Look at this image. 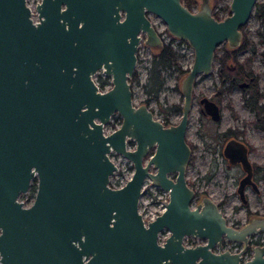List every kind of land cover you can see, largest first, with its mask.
<instances>
[{
  "label": "water",
  "instance_id": "obj_1",
  "mask_svg": "<svg viewBox=\"0 0 264 264\" xmlns=\"http://www.w3.org/2000/svg\"><path fill=\"white\" fill-rule=\"evenodd\" d=\"M257 1L230 0V12L217 18L209 0L191 10L181 0H39L34 10L27 0H0V264H264V243L241 258L248 235L264 232V215L234 227L209 195L192 204L186 180L197 76L213 70L217 46L240 45ZM151 13L194 55L180 83L179 119L167 125L133 101L141 41L151 49L164 43ZM99 68L111 76L103 91L91 77ZM199 98L220 121L217 102ZM113 114L119 126L106 131ZM111 152L133 166L116 188L108 185L118 170ZM223 152L247 172L243 195L252 174L246 146L232 138ZM34 177L35 198L24 206L19 196ZM146 177L169 199L144 225L138 201ZM164 227L170 233L159 243ZM184 236L205 243L185 245ZM222 237L243 248L221 250Z\"/></svg>",
  "mask_w": 264,
  "mask_h": 264
},
{
  "label": "rangeland",
  "instance_id": "obj_2",
  "mask_svg": "<svg viewBox=\"0 0 264 264\" xmlns=\"http://www.w3.org/2000/svg\"><path fill=\"white\" fill-rule=\"evenodd\" d=\"M39 0H27L28 5L31 9ZM197 1L193 8L199 6L200 0ZM211 3L212 11L218 12L220 16H225L228 11L225 10V6L229 4L230 0H209ZM264 1V0H259ZM34 10V9H33ZM255 9L248 18V23L243 27V31L246 32L248 39L253 42L256 48V54L253 57L252 63L254 65V71L259 74V85L264 89V65L261 61L260 51L264 49V23H261L255 16ZM150 20L158 29L159 34L162 36L165 43L171 42L172 46L176 47L182 53V59L180 60V65L182 69L189 68L193 60V50L187 43H179L176 45L175 39L172 40V35H170L166 30V25L163 21L157 17L155 14L149 15ZM223 45V44H221ZM139 51L137 53V63L135 65V74L133 73L132 80V91H133V101L136 104L147 103L149 108L154 112V115L163 120V108L170 106L172 104L181 105L183 102L182 93L180 88V83L182 76L185 74L182 71L174 70L173 68L164 69L162 71V76L164 82L158 94L154 97L149 95L146 90H144V83L146 82V76L148 73V67L152 60L153 51L150 47H147L142 41L139 45ZM221 52L218 49L217 54ZM239 57L242 58L249 55V50L245 49L239 52ZM217 59L214 60L213 70L207 75L199 74L194 86L193 93V104L190 108V114L188 117V126L186 129V141L192 142L195 145L192 151V156L190 158L189 166L186 171V180L188 185L195 189V193L200 196L202 191L210 195L212 199L216 202L222 201L224 193L228 191L227 185L224 183L231 173L232 176L238 174V169L233 167L228 170L226 167V162L223 159L221 145L223 143L221 133L227 128L232 126L246 127L244 121L251 119V113L248 112L244 107H242V92L241 90L235 88L230 90L228 93L217 94V90L221 87L219 76H217ZM207 96L213 98L219 107L222 109L220 121H213L208 117L201 109V104L199 103L200 96ZM232 106L233 109L228 106ZM180 112L170 113L168 115V120L172 123H176L179 119ZM120 119L116 114L112 115L111 121L105 127L106 131H111L115 127L119 126ZM245 137L255 148V153L253 158L259 162V164H264V143L260 140L261 134L254 128L246 127ZM261 137V138H260ZM210 144V145H209ZM113 160L118 164L119 170L118 174H123V170L131 168L128 166V160L118 156V154L111 152L109 154ZM126 168V169H127ZM127 171V172H128ZM126 173V172H125ZM32 184L35 183L31 180ZM31 184V185H32ZM231 188H229L230 190ZM31 194L27 191L19 196L21 201L30 199ZM152 198H158L153 196ZM145 200H149V195H144ZM193 201V204L196 202ZM152 200V199H151ZM236 201V200H235ZM251 204L254 209L263 212V201H264V181L260 184V194L251 196ZM154 202V201H153ZM150 207H158V203L147 205ZM223 216L227 217L230 224L234 223V219L237 216L239 220H243L244 215L242 209L233 214L231 212L230 206L227 205L225 201L224 206L220 208Z\"/></svg>",
  "mask_w": 264,
  "mask_h": 264
},
{
  "label": "flooded vegetation",
  "instance_id": "obj_3",
  "mask_svg": "<svg viewBox=\"0 0 264 264\" xmlns=\"http://www.w3.org/2000/svg\"><path fill=\"white\" fill-rule=\"evenodd\" d=\"M249 42H250V45L247 48V50H249V53H250L249 55H251V58H252L251 59V72H250L251 75L248 78V80L236 81L232 85L233 87L231 88V90L237 88V89L243 91V90L251 89V88H254L257 86L258 91L262 93L264 91V89H262L261 85H259V74H256V72L254 71V68H253L254 65L252 63L253 57L257 53L256 48L250 39H249ZM138 51H139V49H138ZM138 51H137V53H138ZM260 56H261V61H262L261 52H260ZM262 63H263V61H262ZM263 65H264V63H263ZM91 77L93 79V82H95V84L97 85L99 91L100 90L103 91V90L110 88L111 76L106 75L101 68H99L97 70V72L95 74H93ZM233 79L234 78H232V80ZM242 82L245 84H243V86H240V83H242ZM224 85L225 84H223L222 87H219V89L217 90V94H219V92L221 94L228 93L225 90ZM257 105L260 106L261 114H259L258 108L250 111L247 107H245L243 105V98H242V107H244L248 112H250L251 117H252L251 119L245 120L244 125L246 127L248 126V127L252 128V129L254 128L256 131H258L262 137V138L260 137L261 138L260 140H263L262 143H264V130L260 129V128L252 127L249 123V121H251L253 119L256 120L257 122L258 121L264 122V96H262V98H260L258 100ZM229 106H230V104H229ZM161 121L163 122V120H161ZM168 124H170V123H168ZM246 127H244V126H242V127H238V126L237 127L236 126L227 127L221 133V137L223 140V143L221 145V151H222L223 159L226 162V167L228 168V170H231L233 167H236L238 169L239 173L234 175V177L232 176L231 173L229 174V177L224 182L228 187L227 188L228 191L224 193L222 201H220V202L215 201V202L218 205L220 211H221L220 208H222V206H224L225 201L227 202V205L230 206L231 212L233 214H236L237 211L242 209L243 215H244L243 220H239V218L236 216L233 224H230L228 222L230 225H232L234 227H239L242 224L247 223V221L250 220L251 218L257 217L258 215H264V201H263V212L254 209V207L252 206L251 201H250L252 195L256 196L257 194H260V184L262 183V181H264V164H259V162L253 158L254 153H255V148L252 146V144L245 137V129L244 128H246ZM232 138L238 139L242 143L245 144L246 150H247V157H248V160L251 162L252 174L250 176V179H247V180L245 179L243 182L244 183V185L242 187L243 195L239 192V186L241 184L240 181H242L245 178L247 172L245 171V169H243L241 162H236V163L229 162V158L226 157L224 155V152H223V147H224L225 143L229 139H232ZM188 144L191 148L190 153L192 156V154H193L192 151L194 150L195 145L190 141L188 142ZM127 145L129 148H133L135 146L132 141H129ZM151 153H152V150L150 151V154ZM118 156H121V155L118 154ZM191 156H190V158H191ZM109 157H111V156L109 155ZM122 158H124V157L122 156ZM112 161L118 167L117 162L113 159H112ZM189 162H190V160H189ZM128 166L131 168V170L128 171V168L126 167L127 169L125 168V170H123L124 172L122 175L118 174V170L120 168V167H118V170H116L112 175L109 176L108 185L111 186L112 188H116V187H120L123 184H125L126 180L129 178V176L131 175V173L133 171V166H132V163L130 160H128ZM150 170H153V169L150 168ZM121 179H123V180L121 181ZM31 180H33V182H35V183L32 184ZM31 180H30L31 183H30L29 188L27 190L31 194V196H30V199L26 198V200L22 201L24 206H30L31 202L34 200L35 195H36V189H37V184H38L37 178L34 177ZM187 184H188V182H187ZM33 187H34V189L32 190ZM229 188H231V189L229 190ZM23 193H25V192H23ZM145 194H146V196L149 195L148 201L144 199ZM203 195H208V194H206L205 191H202L200 196L195 193V196H196L195 198H197L195 203L199 202ZM153 196H156L158 198L154 199V198H152ZM168 196H169L168 191L162 189L161 187H157V186L153 185L151 183V180L148 177H146V179L142 185V193H141V195L139 197V201H138V209H139V212L141 214V218L144 222V225H147V223L150 222V220H153L157 215H159L165 209L164 208V201H167L169 199ZM195 198H194V200H195ZM155 203H158L157 208H155L154 206L151 208L150 207L148 208L147 205L155 204ZM192 204H193V202H192ZM222 215H223V213H222ZM226 219H227V217H226ZM169 233H170L169 230L166 227H164L161 230V232H159V234H158L159 243L163 242L164 238L166 236H168ZM222 238L223 239H222L221 245H220L221 250L228 249L231 252H237L238 250H241L243 248L242 243L239 241L236 242V241L228 239L227 237L226 238L222 237ZM183 242L185 245L192 246V245L197 244V243H205V239L201 240V239H198L197 237L193 238L191 236H184ZM263 243H264V232L263 231H258L257 233L249 234L248 235V244H247L248 248L246 249L245 252L242 253V255H241L242 260H244L243 259L244 255H247L248 258L252 255V253H253V250L251 248L252 245H259V244H263ZM229 244H234L235 246H238V249L236 251H234L233 249L227 248V245H229ZM217 246H218V244L216 243L214 248H213L214 251L217 250L216 249Z\"/></svg>",
  "mask_w": 264,
  "mask_h": 264
},
{
  "label": "trees",
  "instance_id": "obj_4",
  "mask_svg": "<svg viewBox=\"0 0 264 264\" xmlns=\"http://www.w3.org/2000/svg\"><path fill=\"white\" fill-rule=\"evenodd\" d=\"M185 3V5L191 10L193 9V5L197 4L195 0H181ZM200 4V3H199ZM227 9L228 13L230 12L228 8V4L224 8ZM255 16L261 23H264V1H257L254 5ZM215 17L221 18L222 16L216 11L214 12ZM243 31V28L241 29ZM175 37L172 38V40ZM179 43H186L185 41L178 40L176 45ZM250 42L247 37L246 32L243 31V36L241 39V43L236 48H231L227 45V43H223V45L217 46L215 50V59H217L218 67H217V76H219L220 84H225V90L229 92L232 85L236 81L240 80H248L251 72V55H246L242 58L239 57V52L245 50L249 47ZM218 49H221V52L217 54ZM153 58L148 67V73L146 76V82L144 83V90L150 95L154 97L160 91V88L163 85L164 78L162 76V71L164 69L173 68L174 70L182 71L186 73L188 68L185 70L182 69L180 65V60L182 59V53L174 46H172L171 42L163 43L162 47L159 49H152ZM262 55V61L264 63V49L260 51ZM135 74V71H134ZM133 76L130 79L133 80ZM232 78H234L232 80ZM221 85V87H222ZM243 98V105L247 107L250 111L258 108L259 114H261L260 106L257 105V102L262 96H264V91L261 93L258 91V87H254L251 89L243 90L241 94ZM232 108V106H229ZM163 111V122L167 125L171 123L168 120V115L170 113H176L177 111L181 112V105L172 104L162 109ZM252 127L260 128L264 130V122L251 120L249 121ZM224 135V134H223ZM34 187L32 188V190Z\"/></svg>",
  "mask_w": 264,
  "mask_h": 264
},
{
  "label": "built area",
  "instance_id": "obj_5",
  "mask_svg": "<svg viewBox=\"0 0 264 264\" xmlns=\"http://www.w3.org/2000/svg\"><path fill=\"white\" fill-rule=\"evenodd\" d=\"M175 40H177L176 42H178V40L179 39H177V38H175ZM117 115V114H116ZM118 116V115H117ZM118 118H119V116H118ZM120 119V118H119ZM123 179H121V181H122ZM227 248H230V249H233L234 251H236L237 249H238V246H235L234 244H229V245H227ZM243 259L245 260V259H248V256L247 255H244L243 256Z\"/></svg>",
  "mask_w": 264,
  "mask_h": 264
}]
</instances>
